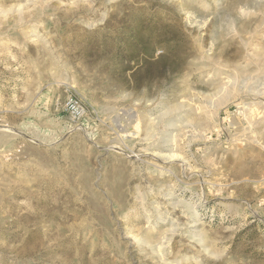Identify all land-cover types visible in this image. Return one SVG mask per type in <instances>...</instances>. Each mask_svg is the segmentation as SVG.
Returning a JSON list of instances; mask_svg holds the SVG:
<instances>
[{
	"label": "rangeland",
	"instance_id": "374dc122",
	"mask_svg": "<svg viewBox=\"0 0 264 264\" xmlns=\"http://www.w3.org/2000/svg\"><path fill=\"white\" fill-rule=\"evenodd\" d=\"M0 264H264V0H0Z\"/></svg>",
	"mask_w": 264,
	"mask_h": 264
},
{
	"label": "built area",
	"instance_id": "2783aa9c",
	"mask_svg": "<svg viewBox=\"0 0 264 264\" xmlns=\"http://www.w3.org/2000/svg\"><path fill=\"white\" fill-rule=\"evenodd\" d=\"M69 108L71 111L76 115V116H81L83 115V108L81 105H79L77 102L70 101L69 103Z\"/></svg>",
	"mask_w": 264,
	"mask_h": 264
}]
</instances>
